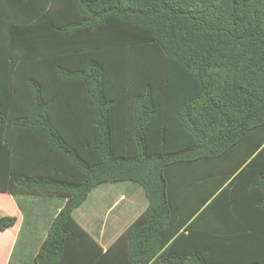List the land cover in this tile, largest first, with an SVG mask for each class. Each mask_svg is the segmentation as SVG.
Returning a JSON list of instances; mask_svg holds the SVG:
<instances>
[{"label": "trees", "instance_id": "trees-1", "mask_svg": "<svg viewBox=\"0 0 264 264\" xmlns=\"http://www.w3.org/2000/svg\"><path fill=\"white\" fill-rule=\"evenodd\" d=\"M7 19L50 26L0 28V191L67 200L35 264L124 181L149 200L131 264H264V0H0Z\"/></svg>", "mask_w": 264, "mask_h": 264}, {"label": "crops", "instance_id": "crops-1", "mask_svg": "<svg viewBox=\"0 0 264 264\" xmlns=\"http://www.w3.org/2000/svg\"><path fill=\"white\" fill-rule=\"evenodd\" d=\"M61 5H55L54 15L64 11L59 12ZM15 22L7 19L0 24V28H50L37 19L21 25H15ZM125 182L130 181L98 185L75 209L73 218L81 230H74L69 241V253L61 264L132 263L128 259L127 233L146 212L149 200L139 184L143 191L135 194H141L138 197L128 196L126 188L121 190L114 185ZM66 201L60 196L0 191V217L17 219L15 225L0 233V264H35V257ZM154 263L161 262L155 259Z\"/></svg>", "mask_w": 264, "mask_h": 264}, {"label": "rangeland", "instance_id": "rangeland-1", "mask_svg": "<svg viewBox=\"0 0 264 264\" xmlns=\"http://www.w3.org/2000/svg\"><path fill=\"white\" fill-rule=\"evenodd\" d=\"M117 187H119V189L121 190H124L126 188V192L128 194V196H133V197H138L140 195H137L135 196V194L138 193V191L142 192L143 189L137 184V183H134V182H125V183H120V184H114ZM135 190V191H134ZM114 196V194H112V197ZM114 199H117L114 198Z\"/></svg>", "mask_w": 264, "mask_h": 264}]
</instances>
